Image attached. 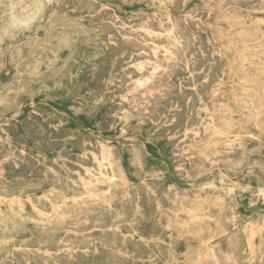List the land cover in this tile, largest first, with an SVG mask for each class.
I'll list each match as a JSON object with an SVG mask.
<instances>
[{"label": "rangeland", "instance_id": "rangeland-1", "mask_svg": "<svg viewBox=\"0 0 264 264\" xmlns=\"http://www.w3.org/2000/svg\"><path fill=\"white\" fill-rule=\"evenodd\" d=\"M193 263L264 264V0H0V264Z\"/></svg>", "mask_w": 264, "mask_h": 264}, {"label": "bare ground", "instance_id": "bare-ground-1", "mask_svg": "<svg viewBox=\"0 0 264 264\" xmlns=\"http://www.w3.org/2000/svg\"><path fill=\"white\" fill-rule=\"evenodd\" d=\"M116 20H117V19H116ZM143 70H144V69H143ZM261 192H262V191H261ZM249 226H250V225H249ZM249 226H248V227H249ZM259 226H260V225H259ZM257 228H258V227H257ZM243 231H244V229H243ZM246 232L248 233V237H247L248 245H251V240H250V238L254 235V234H253L254 231L248 228V230H247ZM247 233H246V234H247ZM246 234H245V236H246ZM219 236H220V235H219ZM222 236H223V235H222ZM237 236H238V235H237ZM239 236H240V235H239ZM245 236H244V237H245ZM217 237H218V236H217ZM241 237H242V236H241ZM238 238H239V237H238ZM253 239H254V238H253ZM217 240H218V239H217ZM259 240H260V239H259ZM259 242H260V241H259ZM222 244H223V243H222ZM222 244H221V246H222ZM254 245H255V244H254ZM256 245H257V243H256ZM258 246H259V245H258ZM237 247H238V246H237ZM259 247H260V246H259ZM197 250H198V249H197ZM234 251H235V250H234ZM210 252H211V251H210ZM254 252H255V251H254ZM194 254H195V253H194ZM194 254H193V255H194ZM254 254H255V253H254ZM259 254H260V253H259ZM189 255H190V254H189ZM193 255H192V256H193ZM207 256H208V255H207ZM196 257H197V256H196ZM208 257H212L213 259L215 258L214 254H213L212 252H211V255L208 256ZM216 258H217V257H216ZM190 259H191V258H190ZM254 259H255V258H254ZM259 259H261V258H259ZM188 260H189V259H188ZM215 260H218V259H215ZM185 262H186V261H185ZM260 262H261V261H260ZM190 263H191V262H190ZM217 263H218V262H217ZM193 264H194V263H193Z\"/></svg>", "mask_w": 264, "mask_h": 264}]
</instances>
